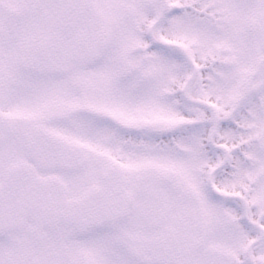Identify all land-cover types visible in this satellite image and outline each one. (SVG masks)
Listing matches in <instances>:
<instances>
[{"label":"snow or ice","instance_id":"snow-or-ice-1","mask_svg":"<svg viewBox=\"0 0 264 264\" xmlns=\"http://www.w3.org/2000/svg\"><path fill=\"white\" fill-rule=\"evenodd\" d=\"M0 264H264V0H0Z\"/></svg>","mask_w":264,"mask_h":264}]
</instances>
